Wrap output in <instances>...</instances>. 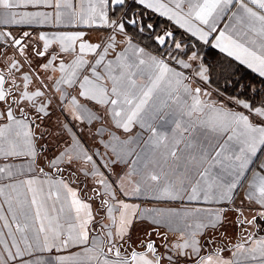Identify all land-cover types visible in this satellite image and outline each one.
<instances>
[{
	"label": "snow or ice",
	"instance_id": "6c2138e0",
	"mask_svg": "<svg viewBox=\"0 0 264 264\" xmlns=\"http://www.w3.org/2000/svg\"><path fill=\"white\" fill-rule=\"evenodd\" d=\"M133 4L189 40L126 0H0V264H264V0Z\"/></svg>",
	"mask_w": 264,
	"mask_h": 264
},
{
	"label": "trees",
	"instance_id": "16d2710c",
	"mask_svg": "<svg viewBox=\"0 0 264 264\" xmlns=\"http://www.w3.org/2000/svg\"><path fill=\"white\" fill-rule=\"evenodd\" d=\"M131 9L136 15H139L141 12H143L144 22L152 23L154 25V27L158 25V28L156 29L158 32H161L165 28H167L168 30H173L175 32L177 40H181V39H183L185 41L189 40V36L187 34H185L184 31H182L181 29L176 27L174 24L170 23L168 20H166L160 16L154 15L153 13L149 12V10H144L142 6L135 4L132 6ZM132 34L141 43L142 46L151 43V41L146 38L148 35L147 33L136 34L135 32H132ZM191 42L196 43L194 38H191ZM201 47H202L201 54L203 53L202 55L209 62V64H212L217 69V72H219L220 71L219 61H221L223 57L221 58L220 54L218 52H216L214 49H211V48H209L207 46H203V45ZM242 75H246L249 80H252L255 78V74L251 73V71H249L247 69L243 70ZM257 87H264V85L257 84Z\"/></svg>",
	"mask_w": 264,
	"mask_h": 264
},
{
	"label": "crops",
	"instance_id": "0c3cea01",
	"mask_svg": "<svg viewBox=\"0 0 264 264\" xmlns=\"http://www.w3.org/2000/svg\"><path fill=\"white\" fill-rule=\"evenodd\" d=\"M126 3H127V5L128 6H130L131 8H132V6L133 5H135V4H133V0H126ZM127 10V9H126ZM149 12H151V13H153L151 10H149ZM124 13L123 12H120V13H117V15H123ZM154 15H157V16H160L158 13H153ZM160 17H162V16H160ZM162 18H164V19H166L167 20V18L166 17H162ZM169 21V20H168ZM170 23H172L171 21H169ZM227 23H229V21L227 20V19H225L224 21H222L221 22V27H223V24H227ZM173 24V23H172ZM176 26V25H175ZM176 27H178V26H176ZM180 29V28H179ZM182 31H184L183 29H181ZM132 34V33H131ZM133 35V34H132ZM133 37H134V42H136V43H139L140 45H141V43L135 38V36L133 35ZM195 39V38H194ZM142 46V45H141ZM208 47V46H207ZM216 52H218L219 53V50H217V49H214ZM203 54V53H202ZM201 54V55H202ZM220 54V57L222 58L223 57V54H221V53H219ZM224 58V57H223ZM222 58V59H223ZM234 63H236V62H234ZM250 71V70H249ZM134 132H138V131H140L138 128H136V129H134L133 130ZM146 133H145V137H146ZM122 138H123V136H122ZM89 143H91V141H89ZM144 148V144L143 143H141L140 145H139V147L137 148V151H140L141 149H143ZM0 166H3V164L2 163H0ZM123 166H120V167H117L116 168V172H121V168H122ZM113 179H115V176H113ZM0 200H2V198H0ZM135 202H137V203H141V206H142V208H153V207H162V206H164L162 203H160V202H156V201H152V200H143V201H141V200H137V201H135ZM0 225H2V221H0ZM0 230H2V231H5L6 232V229H2V228H0ZM42 255H44V256H50V255H52V254H49V253H45V254H42Z\"/></svg>",
	"mask_w": 264,
	"mask_h": 264
}]
</instances>
